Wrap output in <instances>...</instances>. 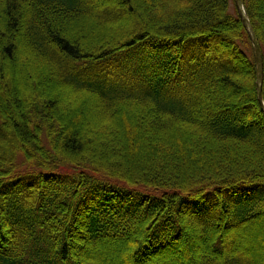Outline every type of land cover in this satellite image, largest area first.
Returning <instances> with one entry per match:
<instances>
[{"label": "trees", "instance_id": "16d2710c", "mask_svg": "<svg viewBox=\"0 0 264 264\" xmlns=\"http://www.w3.org/2000/svg\"><path fill=\"white\" fill-rule=\"evenodd\" d=\"M243 1L264 59V0ZM0 16V264H101L121 244L127 264H255L264 112L234 0H0ZM23 53L21 92L3 65Z\"/></svg>", "mask_w": 264, "mask_h": 264}, {"label": "rangeland", "instance_id": "374dc122", "mask_svg": "<svg viewBox=\"0 0 264 264\" xmlns=\"http://www.w3.org/2000/svg\"><path fill=\"white\" fill-rule=\"evenodd\" d=\"M2 16H0V24L2 23ZM87 29L89 30H92L91 28H89L88 26H85ZM62 32L64 34H72V30L71 28H67V27H64L62 29ZM17 57V60L15 61V63H13V66H11L9 63L8 65H3L4 69H5V73H7V75L11 74L13 75V83H12V86H18L19 87V90H21V92H24L26 90V85L24 84V81L22 80L21 78V68L23 69V66L25 64H27L28 66L30 67H33L34 64L33 62L31 61V58L30 60L29 59H26L25 60V55L24 53L23 54H19ZM4 64V63H3ZM0 66H1V61H0ZM10 66V67H9ZM13 67V69H12ZM20 68V69H19ZM16 72V73H15ZM50 94L52 96H59L62 103H63V106H69L70 104H72V106L70 107V109H72L73 111H77L79 108H80V105H78L81 101V98H73L71 96V94L67 91V90H63L61 87H57V86H54L53 87V90H50ZM85 115L89 118H91L92 120V113L91 112H85ZM89 118H85L84 120V124L82 123V127H81V132L85 133L89 130V133H90V130L92 131H98L100 128H102L103 125H106L108 124L109 122H105L103 124H100L99 127H98V124L94 123V126H91L89 128V126L87 127V122L89 120ZM113 125L115 126V123H113ZM112 125V126H113ZM84 126V127H83ZM105 136H103L104 138ZM262 233L264 234V227L262 228ZM252 231V235L250 237V243L248 244H245V248L248 249L250 251V253H253V256L255 257V264H264V238L261 239L260 238V232H257L255 230H251ZM254 235V237H253ZM194 246V245H193ZM199 246L201 245H197L195 243V247L194 249L191 250L190 253H192L193 256L196 255L197 251H198V248ZM126 244H121V245H115L113 246L110 250L108 249L107 251H105L103 254H102V259H103V263L101 264H127L125 261H124V257L122 258H119L118 256L121 254V255H125L126 253ZM180 250V248H179ZM183 251L181 249V253L183 254ZM187 253V252H186ZM186 253H184L186 255ZM189 253V252H188ZM189 253V254H190ZM179 255V261L181 262H184L186 264V260H188L187 262H191L192 258L191 256L189 257V259H186L184 257H182L183 255ZM183 263V264H184Z\"/></svg>", "mask_w": 264, "mask_h": 264}, {"label": "water", "instance_id": "95a60500", "mask_svg": "<svg viewBox=\"0 0 264 264\" xmlns=\"http://www.w3.org/2000/svg\"><path fill=\"white\" fill-rule=\"evenodd\" d=\"M235 5L239 14V17L245 27V30L248 33L249 39L253 45L255 59L257 64V91H258V101L261 106V109L264 112V97H263V83H264V59L261 47L256 38L253 26L250 22V19L247 15L246 8L243 0H234Z\"/></svg>", "mask_w": 264, "mask_h": 264}, {"label": "bare ground", "instance_id": "6f19581e", "mask_svg": "<svg viewBox=\"0 0 264 264\" xmlns=\"http://www.w3.org/2000/svg\"><path fill=\"white\" fill-rule=\"evenodd\" d=\"M240 20H241V19H240ZM255 231L260 232V235H261L260 238H261V239L264 238V234L262 233L263 230H262L261 228H260V229L257 228ZM247 234H248V236H250V233H247ZM253 237H254V235H253ZM251 254H253V253H251ZM118 257H119V258H122L123 255L120 254Z\"/></svg>", "mask_w": 264, "mask_h": 264}]
</instances>
